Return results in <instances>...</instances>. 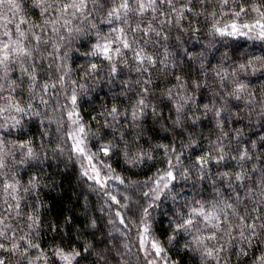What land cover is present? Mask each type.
Returning a JSON list of instances; mask_svg holds the SVG:
<instances>
[{
  "label": "snow or ice",
  "instance_id": "snow-or-ice-1",
  "mask_svg": "<svg viewBox=\"0 0 264 264\" xmlns=\"http://www.w3.org/2000/svg\"><path fill=\"white\" fill-rule=\"evenodd\" d=\"M0 264H264V0H0Z\"/></svg>",
  "mask_w": 264,
  "mask_h": 264
},
{
  "label": "trees",
  "instance_id": "trees-1",
  "mask_svg": "<svg viewBox=\"0 0 264 264\" xmlns=\"http://www.w3.org/2000/svg\"><path fill=\"white\" fill-rule=\"evenodd\" d=\"M83 51H85L84 48L81 49V52ZM76 62L83 63L84 61L82 59H77ZM73 67H75V65H73ZM105 91H107V89H105ZM103 98L104 92H99L97 94L96 100L94 101V104L98 106L99 103L103 101ZM83 107L89 109L91 106L88 104H84ZM205 128H207V124H205ZM146 170L147 166L144 170L137 171H141L142 174L143 171ZM56 178L60 186L55 190L49 191L48 189H44L42 192L45 201L51 206L47 214L52 217H58L63 214H67V210H71L73 214L82 212L83 195L81 194L79 199L77 198V193L80 192V188L77 184L75 169L71 165H69L68 168L64 169V171L57 175ZM89 203L91 206H98L95 194L90 197ZM91 210L92 208L90 207L89 212H91ZM97 214L99 213L97 212ZM80 222L83 223V221ZM49 239L50 237L45 236L44 243H47Z\"/></svg>",
  "mask_w": 264,
  "mask_h": 264
}]
</instances>
